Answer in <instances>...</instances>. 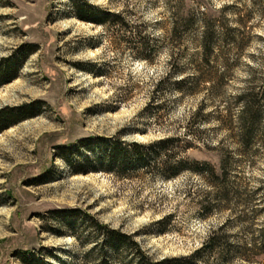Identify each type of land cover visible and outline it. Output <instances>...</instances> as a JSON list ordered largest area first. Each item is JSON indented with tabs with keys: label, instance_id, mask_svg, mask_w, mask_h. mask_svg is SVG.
Segmentation results:
<instances>
[{
	"label": "rangeland",
	"instance_id": "rangeland-1",
	"mask_svg": "<svg viewBox=\"0 0 264 264\" xmlns=\"http://www.w3.org/2000/svg\"><path fill=\"white\" fill-rule=\"evenodd\" d=\"M80 1L102 10L127 12L144 36L155 39L151 60L138 59L128 44V39L136 37L133 32L107 30L79 19L73 7ZM254 3L0 0V62L26 45L39 49L15 81L0 87V112L24 111L19 122L0 133V264H25L23 259L32 264H73L82 253L79 244L46 231L60 225L53 218L55 212L81 210L95 216L134 235L157 261L191 256L229 216L237 220L242 211L237 204L204 218L200 201L206 189L196 176L172 182L150 177L121 181L101 169L72 174L62 158L95 157L101 165L103 151L117 138L146 145L185 133V143L192 145L187 158L208 161L217 168L223 159H231L232 182L251 196L259 211L251 216V223L244 227L233 223L227 233L236 241L261 237L264 110L252 145L243 149L239 146L240 108L235 101L251 77L264 76V0ZM179 6L185 17L190 13L213 17L219 34L237 27V20L247 21L246 49L238 55L220 42L222 47L215 53L213 66L220 72L228 69L220 96L198 81L202 29L197 26L177 38L172 35ZM170 72H181L179 79L190 78L191 84L183 89L192 92L176 91L175 79L162 92H155ZM230 264H264V255L253 262L234 258Z\"/></svg>",
	"mask_w": 264,
	"mask_h": 264
},
{
	"label": "trees",
	"instance_id": "trees-1",
	"mask_svg": "<svg viewBox=\"0 0 264 264\" xmlns=\"http://www.w3.org/2000/svg\"><path fill=\"white\" fill-rule=\"evenodd\" d=\"M256 4V0L255 3ZM75 14L82 21L93 23L107 30L119 28L121 31L133 32L136 36L128 39V44L137 52L138 59L149 62L156 51L152 45L155 39L152 35L144 36L139 31L136 23L129 19L127 12H112L102 10L87 1L75 3L73 7ZM173 37L177 38L179 33L185 29L200 27L202 29L199 43L200 71L198 81L203 83L207 90L221 95V89L226 82L228 62L224 63V72L213 66L216 51L225 44L230 51L235 50L239 55L247 47V21L237 20V27L227 30V33L219 34L216 28V20L202 13V18L190 13L185 17L182 6H179L173 16ZM224 47V45H223ZM225 49H227L225 47ZM38 47L26 45L14 56L0 62V87L15 81L19 73L31 55L38 52ZM224 50V49H223ZM228 51V50H227ZM222 52V51H221ZM225 50L222 52L224 54ZM218 58H221L220 56ZM221 60V59H218ZM181 72L169 73L156 86L155 92H162L164 86L172 79L175 90L178 92L191 93L192 89H183L191 84L190 78H180ZM178 76V77H177ZM183 76V75H182ZM250 78V77H249ZM248 85L241 90L235 98L239 106L240 120L239 130L241 142L239 146L247 149L252 145V138L262 125L261 118L264 108V76L262 79L251 77ZM191 90V91H190ZM213 92V93H214ZM154 104V103H152ZM159 108L160 105L158 104ZM21 111L2 110L0 112V133L12 123L21 120ZM207 123H203L206 127ZM228 123L227 128H232ZM223 126V127H225ZM264 129V127H263ZM185 133L160 139L150 144L123 143L120 138L108 144L103 151V163L98 164L95 157L75 156V163L71 159L62 158L72 170V174H88L91 170H100L115 176L121 181L142 180L146 177L159 179L163 182L176 181L185 175L196 176L205 184L203 199L200 201V213L204 218H211L220 212L232 210L234 205L242 207L237 220L233 222L232 216L223 225L214 228L202 248L195 251L189 257L165 258L161 261L155 260L137 241L134 235L127 234L119 229L101 223L95 216L84 213L81 210H68L53 213L54 220L59 221L57 225L49 226L46 231L57 237H71L79 244L82 253L76 256L73 264H230L234 258L247 262H253L258 256L264 255V233L258 239L249 240L232 239L227 233L231 224L251 223V216L259 211L255 208L251 196L243 194L240 187L231 180V159H223L220 168L208 161H199L185 156L187 150L192 148L190 141L185 143ZM88 143H83L87 146ZM83 160V161H82ZM85 160V161H84ZM97 165L95 167H91ZM90 166V167H89ZM202 192V191H201ZM258 206V205H256ZM25 264H32L28 259H23ZM45 264H49L45 262Z\"/></svg>",
	"mask_w": 264,
	"mask_h": 264
}]
</instances>
